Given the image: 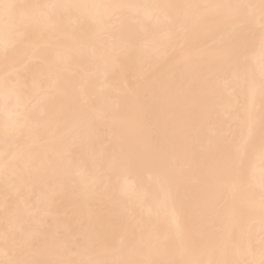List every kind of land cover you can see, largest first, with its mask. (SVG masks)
Here are the masks:
<instances>
[{"label":"bare ground","instance_id":"obj_1","mask_svg":"<svg viewBox=\"0 0 264 264\" xmlns=\"http://www.w3.org/2000/svg\"><path fill=\"white\" fill-rule=\"evenodd\" d=\"M0 264H264V0H0Z\"/></svg>","mask_w":264,"mask_h":264}]
</instances>
